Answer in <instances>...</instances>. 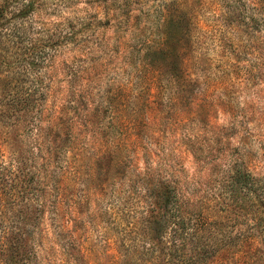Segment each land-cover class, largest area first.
<instances>
[{
    "label": "rangeland",
    "instance_id": "1",
    "mask_svg": "<svg viewBox=\"0 0 264 264\" xmlns=\"http://www.w3.org/2000/svg\"><path fill=\"white\" fill-rule=\"evenodd\" d=\"M19 1L32 5L22 40L45 45L43 64L19 75L42 77L44 114L60 127L44 179L49 206L27 229L37 254L72 264L80 244L88 264H146L143 247L156 240L129 227L141 207L128 199L130 175L155 168L213 207L242 165L259 201L222 221L231 244L207 264H264V0ZM110 147L125 157L119 166Z\"/></svg>",
    "mask_w": 264,
    "mask_h": 264
},
{
    "label": "trees",
    "instance_id": "2",
    "mask_svg": "<svg viewBox=\"0 0 264 264\" xmlns=\"http://www.w3.org/2000/svg\"><path fill=\"white\" fill-rule=\"evenodd\" d=\"M31 11L29 2L0 0V131L5 130V134L11 135L4 142L11 157L7 164L0 161V264H51L55 261L48 255L37 254L36 241L31 236L44 215L47 198H51L52 183L44 179L50 164L49 154L57 152L55 146H50L55 135L52 133L56 131L60 139L57 122L48 120L44 114L47 87L44 84L43 90L40 89L44 83L42 77L25 79V75L33 72L32 68L43 64L36 58L42 55L45 47L38 39L34 42L22 40L26 34L21 21H25ZM10 17L17 21L11 22ZM165 45L163 52L168 48ZM175 56L181 65V59ZM21 71L27 74L19 75ZM175 71L179 74L181 68L175 67ZM47 120L44 130L42 125ZM65 134L66 142L73 143L75 139L67 128ZM109 151L116 154L117 166L125 160L115 149L110 147ZM234 167L230 171L233 180L229 190L219 195L213 207L199 204L155 168L146 167L144 172L130 175L128 199L131 198L135 206L138 198L141 207L138 218L130 219L129 227L142 228L144 240H156V244L160 243L158 248L162 249L159 256L153 254L157 248L155 243L145 245V255L148 251L152 254L147 255L144 263L155 264L160 259L158 264H207L217 249L230 246L231 240L223 235L222 221L228 214L242 215L246 203L254 205L257 199L253 193L254 182L248 173L242 165ZM217 207L215 213L213 210ZM52 208L56 209L51 212L56 221L60 215L56 205ZM28 227L31 235L27 232ZM71 244L72 249L76 248L73 241ZM78 247L79 250L69 255L72 264H88L81 245Z\"/></svg>",
    "mask_w": 264,
    "mask_h": 264
}]
</instances>
